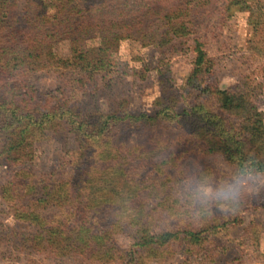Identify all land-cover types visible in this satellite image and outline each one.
Instances as JSON below:
<instances>
[{
    "label": "rangeland",
    "instance_id": "374dc122",
    "mask_svg": "<svg viewBox=\"0 0 264 264\" xmlns=\"http://www.w3.org/2000/svg\"><path fill=\"white\" fill-rule=\"evenodd\" d=\"M45 1L53 14L56 0ZM16 2L17 17H22L25 1ZM257 9L258 0H210L194 15L195 38L214 60L213 82L223 88L250 84L260 91L255 101L264 113V20L254 15ZM91 37L88 43L98 45L99 34ZM146 42L127 39L112 47V67L99 76L96 89L67 91L56 68L30 73L29 86L41 98L69 96L85 116L118 110L154 116L163 97L177 98L182 111L197 56L195 41L167 56L166 75L161 51ZM54 51L60 58L71 56L65 35L54 41ZM174 126L165 120L124 121L110 145L88 151L75 133L47 131L24 162L0 157V264H123L142 230L194 229L205 230V242L176 241L157 253L144 252L135 264H264V189L242 197L235 211L221 213L215 198L205 208L195 198L198 186L218 191L237 173L218 157L204 155L185 130ZM16 175L30 191L22 199L38 204L49 219L45 226L18 220L4 198V186ZM50 190L53 198L36 201ZM81 230L83 243L76 241Z\"/></svg>",
    "mask_w": 264,
    "mask_h": 264
},
{
    "label": "trees",
    "instance_id": "16d2710c",
    "mask_svg": "<svg viewBox=\"0 0 264 264\" xmlns=\"http://www.w3.org/2000/svg\"><path fill=\"white\" fill-rule=\"evenodd\" d=\"M24 1L23 15L17 17L16 0H0V157L6 162H24L38 137L47 131L63 129L75 133L88 151L110 145L121 122L152 124L165 120L185 130L200 152L218 157L237 174L244 167L264 173V113L255 101L260 91L248 83L223 88L213 82L214 60L195 38L194 15L210 0H56L54 15L45 0ZM95 12H100L96 15L98 23ZM254 15L264 20V0H258ZM94 34L100 36L98 45L88 43ZM61 35L70 41L68 58L57 57L54 51V41ZM127 39L147 41L146 45L159 48L164 56L165 75L170 72L167 56L181 51V45L195 41L193 50L197 56L185 85L188 99L182 111L177 98L163 97L154 116L136 117L120 110L85 116L69 96L62 100L51 98L53 101L41 98L38 90L29 86L30 73L56 68L61 70L67 91L96 89L99 76L106 75L112 67V47ZM91 177L92 173L87 180L91 181ZM26 189L23 177L16 175L4 186L3 195L14 207L18 220L45 226L43 223L49 219L43 216L39 205L22 199L30 192ZM32 192V197L38 196L36 191ZM45 194L36 201L55 196L52 190ZM82 232L76 237L80 243ZM139 233L123 264H135L144 252L157 253L176 241L196 246L207 239L205 230L197 229ZM94 238L96 241L98 236ZM67 240L75 241L74 237ZM89 242L84 241L87 245Z\"/></svg>",
    "mask_w": 264,
    "mask_h": 264
},
{
    "label": "clouds",
    "instance_id": "9594fccd",
    "mask_svg": "<svg viewBox=\"0 0 264 264\" xmlns=\"http://www.w3.org/2000/svg\"><path fill=\"white\" fill-rule=\"evenodd\" d=\"M264 189V173L257 172L251 167H244L233 176L230 181H225L220 189L214 190L208 184H200L195 193V198L200 199L205 208L209 207L212 199L221 201L217 207L221 213L230 209L236 210L242 197L259 195Z\"/></svg>",
    "mask_w": 264,
    "mask_h": 264
}]
</instances>
